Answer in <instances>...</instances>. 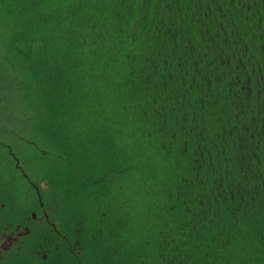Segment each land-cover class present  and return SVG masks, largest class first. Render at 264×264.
<instances>
[{
    "label": "trees",
    "instance_id": "1",
    "mask_svg": "<svg viewBox=\"0 0 264 264\" xmlns=\"http://www.w3.org/2000/svg\"><path fill=\"white\" fill-rule=\"evenodd\" d=\"M24 186L45 264H264V0H0V203Z\"/></svg>",
    "mask_w": 264,
    "mask_h": 264
},
{
    "label": "flooded vegetation",
    "instance_id": "2",
    "mask_svg": "<svg viewBox=\"0 0 264 264\" xmlns=\"http://www.w3.org/2000/svg\"><path fill=\"white\" fill-rule=\"evenodd\" d=\"M24 189L29 192L12 196L8 206L0 203V264H45L56 242L41 191Z\"/></svg>",
    "mask_w": 264,
    "mask_h": 264
},
{
    "label": "rangeland",
    "instance_id": "3",
    "mask_svg": "<svg viewBox=\"0 0 264 264\" xmlns=\"http://www.w3.org/2000/svg\"><path fill=\"white\" fill-rule=\"evenodd\" d=\"M22 188L24 189V188H27V187L24 186V187H22ZM24 190H25V189H24ZM19 195H20V194H19ZM21 195H22V194H21Z\"/></svg>",
    "mask_w": 264,
    "mask_h": 264
}]
</instances>
